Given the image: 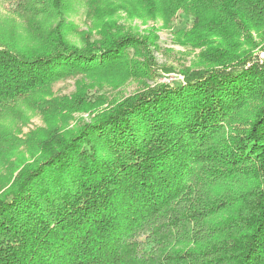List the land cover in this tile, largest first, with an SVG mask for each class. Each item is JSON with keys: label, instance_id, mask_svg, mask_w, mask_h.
I'll return each instance as SVG.
<instances>
[{"label": "trees", "instance_id": "1", "mask_svg": "<svg viewBox=\"0 0 264 264\" xmlns=\"http://www.w3.org/2000/svg\"><path fill=\"white\" fill-rule=\"evenodd\" d=\"M4 2L27 40L0 27V118L70 75H148L146 40L122 31L118 9L165 26L183 13L180 41L201 50L181 82L78 130L47 116L34 162L0 197V264H264V0H88L100 37L82 47L65 0Z\"/></svg>", "mask_w": 264, "mask_h": 264}, {"label": "rangeland", "instance_id": "2", "mask_svg": "<svg viewBox=\"0 0 264 264\" xmlns=\"http://www.w3.org/2000/svg\"><path fill=\"white\" fill-rule=\"evenodd\" d=\"M2 1L0 0V27L3 28L4 24H7L11 29L10 32L5 30L2 38H15L19 42L23 39L25 42L26 35L21 31L19 19L10 11V5L5 2L3 5ZM64 4L66 19L70 23L67 36L72 44L82 47L85 42L100 37L95 30L97 21L88 15V0H65ZM114 20L121 26L122 31L128 32L127 34L145 38L149 61L141 66L144 69L148 62L152 63L149 74L138 76L140 69L130 74L122 69L101 74L95 79L84 74L70 75L54 82L47 92L38 94L37 99L43 102V111L31 108L36 105V99L30 106L18 104L15 114L0 118V144L2 155L6 156V160L0 162V197L10 187L18 172L26 164L34 162L36 155L34 157L32 153L37 149V139L43 136L42 131L50 126L47 116L54 115L52 111H55L52 123L59 126L60 131H75L128 97L157 84L181 82L183 70L198 67L201 48L184 45L176 32L190 26L187 15L178 13L171 24L165 26L161 19L143 20L118 9L115 11ZM152 35L156 38L150 39ZM253 35L255 41L261 43L254 48V51L259 52L258 49L264 43L259 36L254 33ZM128 52L126 51L128 56L133 55L132 51ZM259 54L264 58V50ZM137 58L138 62L145 61L141 56ZM78 91H83L82 98L77 96L80 93ZM67 99L70 101H66ZM76 102L77 107L74 105ZM83 102L90 103L87 110L81 109Z\"/></svg>", "mask_w": 264, "mask_h": 264}, {"label": "built area", "instance_id": "3", "mask_svg": "<svg viewBox=\"0 0 264 264\" xmlns=\"http://www.w3.org/2000/svg\"><path fill=\"white\" fill-rule=\"evenodd\" d=\"M180 78H181V76H180Z\"/></svg>", "mask_w": 264, "mask_h": 264}]
</instances>
